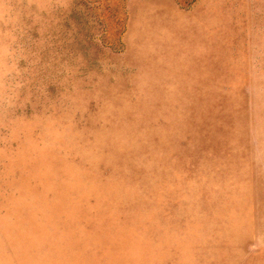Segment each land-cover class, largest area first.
<instances>
[{
	"label": "rangeland",
	"instance_id": "rangeland-1",
	"mask_svg": "<svg viewBox=\"0 0 264 264\" xmlns=\"http://www.w3.org/2000/svg\"><path fill=\"white\" fill-rule=\"evenodd\" d=\"M0 264H264V0H0Z\"/></svg>",
	"mask_w": 264,
	"mask_h": 264
}]
</instances>
